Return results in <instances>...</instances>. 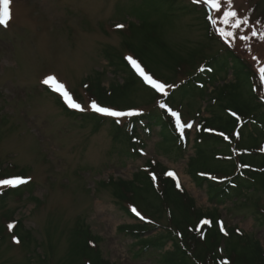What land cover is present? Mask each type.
<instances>
[{"label": "rangeland", "instance_id": "obj_1", "mask_svg": "<svg viewBox=\"0 0 264 264\" xmlns=\"http://www.w3.org/2000/svg\"><path fill=\"white\" fill-rule=\"evenodd\" d=\"M176 1L12 0V19L7 27L0 26V173L8 176H0V182L26 177L27 183L17 185L19 196L8 197L0 205V264H68L66 258L78 226L89 227L92 235L100 238V249L111 264H158L147 255L137 258L136 242L121 232V226L135 222L121 210L129 202L122 199V191L115 185L119 180L130 181L140 170L150 172L147 162L159 163L174 173L172 177L187 190L198 209H213L206 191L188 177L193 143L186 159L178 161L155 136L139 156L131 158L126 154L127 146L116 139L117 127L130 116H106L90 108L95 102L112 111L135 114L157 109L164 93L147 87L135 72L138 85L121 104L95 96L99 86L108 90L113 83L123 84L124 75L114 66L125 62L131 70L128 57L167 92L195 74L206 59L228 50L251 66L254 91L264 102V74L259 71L264 67V39L259 35L264 33V0H232L231 6L221 0L219 10L202 0ZM169 8L175 9L172 15ZM229 11L237 16L228 17L225 23L224 14ZM207 15L214 37L206 26ZM243 19L247 24L234 26L236 20ZM145 20L160 26L163 41L172 51L170 58L157 49L159 62L153 61V68L145 67L131 50L138 42H145L131 27L143 30ZM221 30L234 35H222ZM253 30L257 36H252ZM48 77L62 84L84 110L67 107L54 90L56 85L43 83ZM234 80L229 73L221 86ZM221 86L206 91L208 97L190 96L171 108L181 124L192 125L184 127L190 130V139L194 138L199 114L210 118L214 111L223 112L221 108L231 97ZM258 148L264 149V144ZM2 187L8 186L0 184ZM140 210L151 217L145 207ZM218 212L223 226L254 237L264 249V226L255 221L257 213H264L262 183L256 185L255 193L228 202ZM156 219L161 225L167 223L163 216ZM25 229L31 233L29 243Z\"/></svg>", "mask_w": 264, "mask_h": 264}, {"label": "trees", "instance_id": "obj_2", "mask_svg": "<svg viewBox=\"0 0 264 264\" xmlns=\"http://www.w3.org/2000/svg\"><path fill=\"white\" fill-rule=\"evenodd\" d=\"M171 8L169 15L175 11ZM206 22L213 36L209 20ZM134 27L131 30L142 34L145 42H138L131 50L145 67L152 66L153 61L159 62L155 53L157 49L172 58V51L164 43L163 31L157 23L145 20L143 30L132 29ZM122 64L124 66H113L124 75L123 84L113 83L108 90L99 86L95 96L100 101L121 104L137 87L135 69H128L125 62ZM116 71L115 76L118 74ZM229 73L235 80L222 88L223 93L231 98L221 108L224 113L214 111L210 118L200 121L193 140L194 156L189 158L187 166L188 177L197 188L206 191L209 204L213 207L211 211L198 209L195 200L173 177L168 176L167 168L159 163L147 162L150 172L140 170L132 180H119L115 184L122 191V199L129 202V206L124 204L121 210L130 219L138 221L120 228L139 247L137 258L147 255L158 264H264V249L260 241L248 238L235 227L223 226L218 212V208L228 202H237L241 197L255 193L256 185L262 183L264 188V149L258 148L261 143L264 144V102L254 91L250 79L251 66L238 53L228 50L222 56L206 59L195 74L172 86L167 95L159 97L157 109L128 117L126 123L117 127L116 139H121V143L127 146V156L135 158L146 147V142L156 136L158 144L168 150L166 152L173 153L178 161L183 160L190 145L189 132L181 134L175 128L167 109L190 96L204 98L207 89L224 82ZM257 85L261 88V83ZM0 176L8 177L1 173ZM18 189L2 187L0 205L8 197L19 196ZM247 202L248 199H245ZM142 206L151 217L139 212ZM157 216H163L166 225L155 222L153 218ZM205 220L207 224L203 223ZM255 221L263 227L264 213H257ZM17 223L22 225L20 221ZM154 226L162 228L158 230ZM25 233V240L29 243L31 233L26 229ZM74 235V246L66 258L68 264H111L100 249V238L92 235L89 227L78 226ZM177 237L183 242H179ZM169 242L170 251L167 250Z\"/></svg>", "mask_w": 264, "mask_h": 264}, {"label": "snow or ice", "instance_id": "obj_3", "mask_svg": "<svg viewBox=\"0 0 264 264\" xmlns=\"http://www.w3.org/2000/svg\"><path fill=\"white\" fill-rule=\"evenodd\" d=\"M202 2L205 5H208L212 9H215V10H219L222 6L221 0H202ZM227 3L229 6H231L232 0H227ZM0 4H2V18H0V26L7 27L9 21L12 19V13L10 10L12 0H0ZM224 15H225L224 22L227 23L228 22L227 18L228 17L235 18L237 16V13L235 11H229V12H225ZM213 23H214V21H213ZM241 23L247 24V19L236 20L234 26L239 27ZM117 27H123V26L117 25ZM221 34L227 35V36H233L234 35L232 32L224 33L223 30H221ZM259 35H260V38L264 39V33H260ZM252 36H257V32L255 30L252 31ZM241 39H247V37H241ZM126 59L129 60L130 64L136 69V71L144 78V80L147 83L151 84V86L154 89H156L158 92H161V93H164L165 95H167V93L165 92V86L163 84L157 83L150 76L146 75L145 72L143 71V69L140 67V65L134 59H132L131 57H128ZM259 71L261 74H264V67L260 68ZM262 79H264V76H262ZM43 83L44 84H55L56 86H55L54 90L60 93V95L63 97V99L65 100V102L67 103V105L70 108H74V109L79 110V111L84 110L78 103H76L72 100L71 96L69 95V93L67 91H65L64 86L62 84L56 83L54 77L46 78L43 81ZM160 106L162 108L164 107L163 104H161ZM90 108L94 112L102 113L103 115L112 116V117L135 115V113H133V112L112 111V110L98 106L95 102H92L90 104ZM172 115L176 117L177 127L180 130L181 134H183V130H184L185 126L189 127V128L192 127L191 124H188V125L181 124L180 117L177 113L173 112ZM168 175L174 176L175 174L172 172H169ZM25 183H27V180H25V179H12V180H4V181L0 182V184H2V185L12 186V187H16L17 185L25 184ZM133 211H135V209H133ZM203 223L207 224L208 221L205 220V221H203ZM11 227H13V226L10 225V228ZM221 227L223 230V226H221ZM16 242L19 243V241H16ZM225 264H227V262H225Z\"/></svg>", "mask_w": 264, "mask_h": 264}]
</instances>
